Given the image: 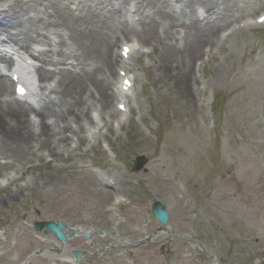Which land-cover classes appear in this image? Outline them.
Wrapping results in <instances>:
<instances>
[{"label": "rangeland", "instance_id": "374dc122", "mask_svg": "<svg viewBox=\"0 0 264 264\" xmlns=\"http://www.w3.org/2000/svg\"><path fill=\"white\" fill-rule=\"evenodd\" d=\"M1 1L17 11L22 4L33 9L12 32L43 28L64 15L62 24L68 15L92 19L90 30L109 11L124 20L131 8L140 14L151 2ZM200 1L214 2L236 24L202 44L210 55L196 58L200 86L192 96L175 81L176 69H158L143 56L132 61L139 78L132 111L96 129L75 153L27 159L16 143L1 148L0 182L13 180L0 184V264H20L37 250L42 255L29 264H70L74 249L90 255L80 264H264V23L240 28L264 13V0H193L195 8ZM81 30L63 31L54 49L66 56L101 52L102 37L84 39ZM156 33L150 23L128 39L163 50ZM117 44L118 51L122 41ZM184 50L169 53L174 68ZM65 79L67 89L77 87L71 75ZM142 155L148 163L137 171ZM109 180L118 185L105 186ZM118 197L123 201L116 205ZM156 201L170 214L168 230L152 214ZM57 220L78 230L65 246L33 227ZM92 231L102 251L84 244Z\"/></svg>", "mask_w": 264, "mask_h": 264}, {"label": "bare ground", "instance_id": "6f19581e", "mask_svg": "<svg viewBox=\"0 0 264 264\" xmlns=\"http://www.w3.org/2000/svg\"><path fill=\"white\" fill-rule=\"evenodd\" d=\"M171 1L173 0H151L146 6L149 14L146 13L147 16L136 23L143 30L148 24L154 23L157 29L155 40L162 44L163 50H159L157 43L152 42L148 50H145L147 44L145 42H142L139 50H136L135 45L126 43L121 47L120 54L114 50L115 45L117 47L120 37L128 39L131 33L134 34L135 27L122 24L120 14H112L113 10L109 11L106 18L100 20L99 25L92 24L90 30L87 21L92 22V19L82 21L68 15V25L62 24L67 19L64 15L59 17L61 20L52 21L43 28L35 27L34 30L14 33L11 32L12 29L24 26L16 22L24 16V13L28 15L33 9L22 4L17 11L15 7L7 6L5 3L0 5V22L7 21L0 27V33L7 34L6 38L0 39V45L6 48L0 53V150L2 147L16 143L19 147L18 151L27 159L40 157V153L62 159L61 157L65 156L63 151L66 154L74 153L76 146L86 142L89 136L92 137L96 129L111 126L119 117L120 107H124V116L131 112L134 82L138 81V77L132 76L134 67L130 61L133 57L140 58L141 53L151 58L158 69L165 68L168 71L171 67L176 69L178 74L175 81L179 86H184L192 96L196 91L195 87L200 86L196 72V58L200 53L201 57L206 54L202 44L211 45L229 17L222 11H216L217 5L211 7L210 3L214 2L200 1L203 9L199 10L201 7L195 9L193 6L195 2L192 0L176 1L177 4L188 8V14L177 16L170 9ZM177 26H183L184 32L178 30ZM160 28L162 32H159ZM77 29H82L80 37L84 39L92 40L101 36L105 42L103 50L94 56L72 52L65 59L66 55L61 50L53 49L52 43L55 44V40H59L62 44L63 31L75 33ZM35 42L44 43L45 46L36 44L32 48L31 44ZM126 46L131 49L128 58L123 54ZM180 46L185 48L186 54L183 61L174 68L168 56L172 50L182 51ZM20 50L30 56H22ZM54 56L59 60H54ZM14 57L21 60L22 70L13 71L9 77ZM32 59L52 66H58L59 63L67 60L65 63L69 64L73 71L67 73L60 70L52 75L45 67L40 66L37 71L41 77L43 90L37 92L34 78L25 77V72L31 75L32 68L36 66ZM117 67H120V73L125 72L124 77H118ZM98 74H101L100 79H96ZM15 75H19L29 87L27 103H23L21 97L16 94V87L20 82H13ZM70 75L77 86L75 90L66 87L65 78ZM126 79L132 82V86L127 88V91L124 88ZM116 100H118L117 109L114 107ZM104 185L113 187L118 184L109 180ZM21 191L19 190L12 197H19ZM121 200L119 197L117 204Z\"/></svg>", "mask_w": 264, "mask_h": 264}, {"label": "water", "instance_id": "95a60500", "mask_svg": "<svg viewBox=\"0 0 264 264\" xmlns=\"http://www.w3.org/2000/svg\"><path fill=\"white\" fill-rule=\"evenodd\" d=\"M146 163L147 160L144 157L138 158L137 169L140 170ZM152 211L155 218L159 220V223L161 224L162 228H165L169 225L170 223L169 214L166 211V206L163 203L161 202L155 203L152 207ZM44 227H46L47 230H50L51 232L55 233L64 242L67 240L66 235L63 233V230L66 229V225L64 222L59 221L57 224L54 222L38 223L36 225V228L38 230H42ZM69 232L73 233L72 230H70ZM77 258L78 260H80L81 258L80 252L77 253Z\"/></svg>", "mask_w": 264, "mask_h": 264}, {"label": "snow or ice", "instance_id": "6c2138e0", "mask_svg": "<svg viewBox=\"0 0 264 264\" xmlns=\"http://www.w3.org/2000/svg\"><path fill=\"white\" fill-rule=\"evenodd\" d=\"M261 22L264 23V19H262Z\"/></svg>", "mask_w": 264, "mask_h": 264}]
</instances>
